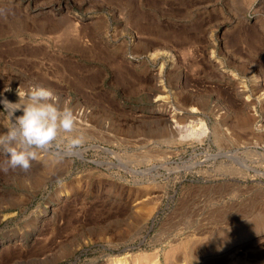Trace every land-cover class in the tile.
<instances>
[{
    "label": "rangeland",
    "instance_id": "374dc122",
    "mask_svg": "<svg viewBox=\"0 0 264 264\" xmlns=\"http://www.w3.org/2000/svg\"><path fill=\"white\" fill-rule=\"evenodd\" d=\"M32 84L85 142L0 152V264H264V0H0V99Z\"/></svg>",
    "mask_w": 264,
    "mask_h": 264
},
{
    "label": "clouds",
    "instance_id": "9594fccd",
    "mask_svg": "<svg viewBox=\"0 0 264 264\" xmlns=\"http://www.w3.org/2000/svg\"><path fill=\"white\" fill-rule=\"evenodd\" d=\"M11 91L6 85L4 92ZM16 94L17 102L7 97L0 99V105H3L0 112L10 121L6 130L0 133V152L7 157L4 172L28 173L40 153L62 158L83 145L85 136L78 130L77 115L70 100L62 99L54 90L39 84L29 85L25 90L19 87ZM17 112L21 114L17 115Z\"/></svg>",
    "mask_w": 264,
    "mask_h": 264
},
{
    "label": "bare ground",
    "instance_id": "6f19581e",
    "mask_svg": "<svg viewBox=\"0 0 264 264\" xmlns=\"http://www.w3.org/2000/svg\"><path fill=\"white\" fill-rule=\"evenodd\" d=\"M177 127V126H176Z\"/></svg>",
    "mask_w": 264,
    "mask_h": 264
}]
</instances>
